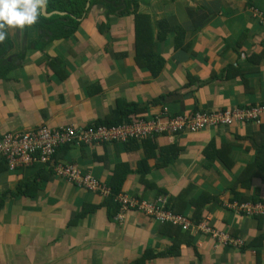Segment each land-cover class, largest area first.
I'll use <instances>...</instances> for the list:
<instances>
[{
  "label": "crops",
  "instance_id": "1",
  "mask_svg": "<svg viewBox=\"0 0 264 264\" xmlns=\"http://www.w3.org/2000/svg\"><path fill=\"white\" fill-rule=\"evenodd\" d=\"M90 2L65 37L62 30L71 25L61 18L68 13L48 6L47 17L41 11L32 25L5 29L0 137L41 127H108L98 124L124 104L138 110L126 123L163 109L173 116L264 104V0H138V14L151 18L148 42L160 69L140 64L134 15L111 14L102 0ZM262 128L69 146L56 155L112 195L119 186L115 196L138 204L165 197L169 210L181 214L184 207L181 215L191 221L192 203L204 206L201 220L244 240L243 248L219 245L193 221L190 231H178L140 209L123 211L119 220L115 196L104 199L69 184L47 166L12 171L3 163L0 264H264V215L226 206L264 204V171L241 176L255 160V144L264 143ZM205 155H228L233 163L224 167Z\"/></svg>",
  "mask_w": 264,
  "mask_h": 264
},
{
  "label": "built area",
  "instance_id": "2",
  "mask_svg": "<svg viewBox=\"0 0 264 264\" xmlns=\"http://www.w3.org/2000/svg\"><path fill=\"white\" fill-rule=\"evenodd\" d=\"M258 14V13H257ZM131 121L119 126H95L83 129L61 127L51 129L41 127L28 131H15L0 137V165L15 171L34 165L47 166L61 180L73 184L88 192L101 195L104 199L112 196L111 189L101 184L89 173L71 163L56 161V153L64 146H95L106 143H127L153 138L156 135L196 133L208 129H218L234 126L264 124V104L232 109H217L200 111L187 115H169L167 109L149 117H130ZM115 201L121 213L117 219L122 220V212L127 209H140L142 213L154 218L162 224H172L190 231L192 221L184 215L176 214L167 207L168 200L159 197L157 201L138 204L127 196H115ZM226 206L247 216L264 215L262 203H227ZM201 221L196 224L202 233L210 235L219 245L243 248L242 239L228 237L216 231L208 223Z\"/></svg>",
  "mask_w": 264,
  "mask_h": 264
},
{
  "label": "trees",
  "instance_id": "3",
  "mask_svg": "<svg viewBox=\"0 0 264 264\" xmlns=\"http://www.w3.org/2000/svg\"><path fill=\"white\" fill-rule=\"evenodd\" d=\"M104 3V6L108 13H118L120 15H134L135 17V27H136V50H137V57L140 59V64L142 66L149 68H154L159 66V62L157 64L152 63L153 59V50H151L149 46V42H151L152 39V23L151 18L147 15H139L138 14V0H102ZM88 0H47V6L49 10H56L60 12H67V16L61 18V23L64 24L68 23L70 26L69 30H62V36H68L71 33L75 31L77 26L80 24V19L83 16V14L86 11V5ZM96 0H91V4L95 3ZM44 19V18H43ZM44 21V20H43ZM48 23V22H47ZM59 36V35H58ZM6 73V72H4ZM155 75V74H154ZM138 112L137 107L134 105H127L124 104L120 106L119 111H115L113 116L106 119L104 122L99 123L98 125H106L108 127L115 126V125H121L125 121L128 120L129 115L134 114ZM264 131V128L261 129ZM131 142V141H129ZM128 142V143H129ZM69 146L61 147V149H64ZM254 148L256 149V157L252 164H250L245 171H243V174L241 175L243 177H249V179L256 175L257 172H263V166H264V143L259 144L256 143ZM60 150V149H59ZM58 150V151H59ZM58 153V152H57ZM56 153V155H57ZM208 161L214 162L215 160H219L223 166L230 167V165L233 163L231 159L228 157V155H205ZM120 187H116V191H113V195L110 198V200L113 201V198L115 195L119 193ZM184 197V196H183ZM182 198V197H181ZM201 196L196 199V201L201 200ZM216 201V200H215ZM242 202V201H241ZM253 203H256V201H252ZM176 204V203H175ZM195 214L193 215L192 221L196 224H199L201 220V213L203 211L204 206L198 207L195 202L192 203ZM1 206V204H0ZM117 209H118V205ZM173 207V203L170 200V208ZM183 208L180 209V206L178 207V213L183 214ZM173 210V209H172ZM169 227H172L174 229H177L178 231H183L182 228L172 225V224H165Z\"/></svg>",
  "mask_w": 264,
  "mask_h": 264
},
{
  "label": "clouds",
  "instance_id": "4",
  "mask_svg": "<svg viewBox=\"0 0 264 264\" xmlns=\"http://www.w3.org/2000/svg\"><path fill=\"white\" fill-rule=\"evenodd\" d=\"M46 4L47 0H0V40L5 29L32 25Z\"/></svg>",
  "mask_w": 264,
  "mask_h": 264
},
{
  "label": "water",
  "instance_id": "5",
  "mask_svg": "<svg viewBox=\"0 0 264 264\" xmlns=\"http://www.w3.org/2000/svg\"><path fill=\"white\" fill-rule=\"evenodd\" d=\"M89 4V3H88ZM88 6V5H87ZM58 14H61V13H58ZM42 15L47 17L49 14L47 13V5L46 7L42 10Z\"/></svg>",
  "mask_w": 264,
  "mask_h": 264
},
{
  "label": "rangeland",
  "instance_id": "6",
  "mask_svg": "<svg viewBox=\"0 0 264 264\" xmlns=\"http://www.w3.org/2000/svg\"><path fill=\"white\" fill-rule=\"evenodd\" d=\"M226 128H229V127H226Z\"/></svg>",
  "mask_w": 264,
  "mask_h": 264
}]
</instances>
